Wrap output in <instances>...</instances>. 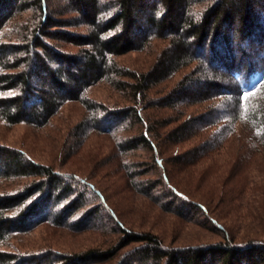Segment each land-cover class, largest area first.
Listing matches in <instances>:
<instances>
[{"label":"trees","instance_id":"trees-1","mask_svg":"<svg viewBox=\"0 0 264 264\" xmlns=\"http://www.w3.org/2000/svg\"><path fill=\"white\" fill-rule=\"evenodd\" d=\"M206 2L0 0V120L40 128L65 103L76 101L85 110L74 128L78 140L89 133L113 135L136 122L145 125L142 133L137 138L119 136L115 150L122 155L139 145L151 149V135H159L157 121L148 127L139 109L109 110L86 99L85 92L106 82L129 91L133 100L146 101L150 89L188 68L161 104L180 115L186 106H206L169 132L167 140L178 143L194 129L207 133L203 147L212 151L239 127L249 135L244 157L264 152V86L253 90L247 101L241 99L245 82L251 87L264 77V0H213L204 6ZM154 42L164 47L148 71L129 72L115 62ZM135 176L130 172L128 178L133 181ZM27 178L16 190L0 192V246L40 223L76 230L95 225L91 211L94 204L102 206V196L94 193V198L79 187V179L0 145V182ZM120 232L128 244H144L139 254L146 262L264 264V241L239 244L233 236H223L219 244L168 250L155 237ZM48 256L0 249V264H41ZM92 256L66 264H83ZM57 258L55 264L61 263Z\"/></svg>","mask_w":264,"mask_h":264},{"label":"rangeland","instance_id":"rangeland-1","mask_svg":"<svg viewBox=\"0 0 264 264\" xmlns=\"http://www.w3.org/2000/svg\"><path fill=\"white\" fill-rule=\"evenodd\" d=\"M206 1L204 6L213 3ZM163 47V43L154 42L150 48L127 53L115 62L129 72L144 73ZM188 70H180L150 89L146 101L133 100L129 91L116 90L106 82L85 92L86 99L109 110L139 109L148 127L157 121L159 137L151 135V149L139 145L137 150L122 155L115 150L119 136L139 137L145 125L136 122L131 127L126 123V130L113 135L89 133L78 140L74 128L85 110L76 101L65 103L40 128L9 126L0 120L1 146L20 151L55 173L79 179L76 182L81 189L94 198L98 193L104 200L102 206L94 204L91 214L97 219L90 228L64 229L40 223L27 234L14 235L0 249L49 254L41 264H55L57 257L62 260L58 264H66L75 257L87 258L90 253L94 256L83 264H164V259L146 262L139 254L144 244H128L120 231L155 237L168 250L219 244L223 236H233L239 244L264 241V152L244 157L243 146L249 135L237 127L219 149L212 151L203 147L207 133L194 129L178 143L166 138L206 106H186L181 108V115L162 106L160 99ZM130 172L136 173L133 181L128 178ZM28 180L0 182V192L14 191Z\"/></svg>","mask_w":264,"mask_h":264},{"label":"snow or ice","instance_id":"snow-or-ice-1","mask_svg":"<svg viewBox=\"0 0 264 264\" xmlns=\"http://www.w3.org/2000/svg\"><path fill=\"white\" fill-rule=\"evenodd\" d=\"M261 86H264V77H261L260 80L255 84H252L251 87L245 82L241 88V91L243 92L241 99L247 101L254 94L253 90L258 92L261 90Z\"/></svg>","mask_w":264,"mask_h":264}]
</instances>
